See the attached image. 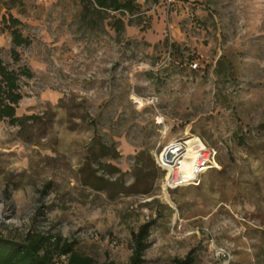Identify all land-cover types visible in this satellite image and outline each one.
<instances>
[{
  "label": "rangeland",
  "instance_id": "obj_1",
  "mask_svg": "<svg viewBox=\"0 0 264 264\" xmlns=\"http://www.w3.org/2000/svg\"><path fill=\"white\" fill-rule=\"evenodd\" d=\"M137 2L145 27L117 36L88 28L79 0H0V57L33 74L22 122L0 121V239L49 233L128 264L132 233L155 220L144 264H264V0ZM8 14L30 42L17 61ZM186 135L217 151L198 187L162 193L160 175L148 194L110 198L81 183L94 139L130 185L138 152L152 178L154 154Z\"/></svg>",
  "mask_w": 264,
  "mask_h": 264
},
{
  "label": "trees",
  "instance_id": "obj_2",
  "mask_svg": "<svg viewBox=\"0 0 264 264\" xmlns=\"http://www.w3.org/2000/svg\"><path fill=\"white\" fill-rule=\"evenodd\" d=\"M146 1V0H145ZM157 2L158 0H152ZM81 4L80 19L91 29L107 27L119 36L128 26H141L146 23L141 5L137 0H79ZM196 3L198 1H195ZM4 28L10 31V53L14 61L19 59L18 47L29 45L27 37L18 28L20 21L12 14L2 16ZM145 26L142 25V28ZM22 78L31 79L30 68L23 65L13 70L0 57V121L7 120L11 124H18L22 119L17 117L16 110L23 96L20 92ZM33 117H27L30 120ZM91 154L79 170L81 183L94 191L106 192L110 198L118 195L148 194L152 180L162 175V172L152 166V178L142 167L146 151H140L134 156L133 182L125 185L124 173L112 164H103L101 158H113L112 147L94 139L91 143ZM95 150V151H94ZM149 156V155H148ZM97 164V167H94ZM160 171V172H159ZM150 180V181H149ZM49 185L46 186L48 188ZM155 220L139 226L137 232L132 233V254L128 264H144V253L150 247L148 238ZM195 257L189 253L185 258H176L174 264H194ZM0 264H95L86 256L74 251V244L63 240L60 236L36 231L28 232L20 242L0 239ZM101 264H116L106 261Z\"/></svg>",
  "mask_w": 264,
  "mask_h": 264
},
{
  "label": "built area",
  "instance_id": "obj_3",
  "mask_svg": "<svg viewBox=\"0 0 264 264\" xmlns=\"http://www.w3.org/2000/svg\"><path fill=\"white\" fill-rule=\"evenodd\" d=\"M190 66L196 70L198 63L192 62ZM158 125L161 126L162 123ZM165 133L166 128L163 131V134ZM193 137L186 135L173 139L154 154V163L162 172V193L167 194L188 186L198 187L201 177L209 170L215 169L217 151L203 142V145L197 148L190 143Z\"/></svg>",
  "mask_w": 264,
  "mask_h": 264
},
{
  "label": "crops",
  "instance_id": "obj_4",
  "mask_svg": "<svg viewBox=\"0 0 264 264\" xmlns=\"http://www.w3.org/2000/svg\"><path fill=\"white\" fill-rule=\"evenodd\" d=\"M185 1H187L185 4H190L191 2H195V1L201 2L202 0H185ZM192 5H194V4H192Z\"/></svg>",
  "mask_w": 264,
  "mask_h": 264
},
{
  "label": "bare ground",
  "instance_id": "obj_5",
  "mask_svg": "<svg viewBox=\"0 0 264 264\" xmlns=\"http://www.w3.org/2000/svg\"><path fill=\"white\" fill-rule=\"evenodd\" d=\"M201 146H202V144H201V145H198L197 148H199V147H201ZM191 155H192V154H191Z\"/></svg>",
  "mask_w": 264,
  "mask_h": 264
}]
</instances>
